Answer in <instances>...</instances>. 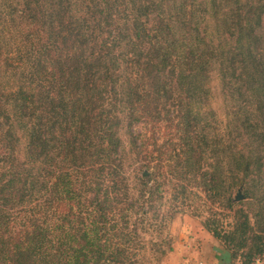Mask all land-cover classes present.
Returning <instances> with one entry per match:
<instances>
[{
	"label": "trees",
	"instance_id": "1",
	"mask_svg": "<svg viewBox=\"0 0 264 264\" xmlns=\"http://www.w3.org/2000/svg\"><path fill=\"white\" fill-rule=\"evenodd\" d=\"M4 2L0 264H135L151 204L128 185L124 136L157 157L173 205L221 206L230 227H205L264 264V0Z\"/></svg>",
	"mask_w": 264,
	"mask_h": 264
},
{
	"label": "rangeland",
	"instance_id": "2",
	"mask_svg": "<svg viewBox=\"0 0 264 264\" xmlns=\"http://www.w3.org/2000/svg\"><path fill=\"white\" fill-rule=\"evenodd\" d=\"M4 0H0V7L4 4ZM214 98L215 105L218 110H224V96L222 94L221 84L218 77L212 73L208 82ZM134 135L142 133V125H136ZM125 132V126L122 133ZM141 142L137 139V144ZM244 144V143H243ZM241 145V144H240ZM136 151L131 149V144L127 136L123 137L122 154L125 159L123 162V172L128 178V185L134 194L135 199H142V193L145 194L146 201L149 203L137 204L143 207V211L149 212L150 221L141 224L139 217L136 221L137 231L140 236L141 245H138L139 253L135 252L131 255L135 264H263L261 260L249 261L245 263V259L238 251H232L225 247V244L214 238L212 233L204 225V221L208 218L214 220V224L222 229L230 227L233 214L227 213L221 206L215 205L213 212L207 210L204 200L192 198V203L184 201L180 207L170 202L171 190L170 185L162 184L160 178H154L157 174L155 167L157 166V157L148 158L150 165L144 161L146 157L135 155ZM143 153L142 155H144ZM152 160V161H151ZM156 160V161H155ZM148 178L143 180L142 178ZM151 177V178H150ZM140 179V180H139ZM157 179V181H156ZM140 181H145L147 188L140 185ZM160 185V194L155 193V189ZM241 189L243 202L242 207L248 210V215L253 223V214L255 209L251 205L252 210L247 209L249 199H245L243 187ZM233 191V197L237 193L238 188ZM151 193L153 196L151 197ZM202 198V197H201ZM237 203V202H235ZM142 205V206H141ZM189 206V207H188ZM136 217V216H135ZM216 218H220L219 223ZM132 221V222H133ZM134 226V224H133ZM136 243H134L135 245ZM140 255V256H139ZM136 257V258H135Z\"/></svg>",
	"mask_w": 264,
	"mask_h": 264
},
{
	"label": "water",
	"instance_id": "3",
	"mask_svg": "<svg viewBox=\"0 0 264 264\" xmlns=\"http://www.w3.org/2000/svg\"><path fill=\"white\" fill-rule=\"evenodd\" d=\"M243 195L241 194V189L240 187L237 190V193L235 194V196L233 197V201L234 202H238L242 199Z\"/></svg>",
	"mask_w": 264,
	"mask_h": 264
}]
</instances>
